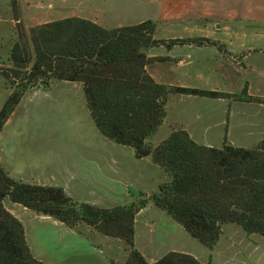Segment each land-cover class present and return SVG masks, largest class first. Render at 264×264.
Wrapping results in <instances>:
<instances>
[{"label":"trees","instance_id":"trees-1","mask_svg":"<svg viewBox=\"0 0 264 264\" xmlns=\"http://www.w3.org/2000/svg\"><path fill=\"white\" fill-rule=\"evenodd\" d=\"M11 1L16 10V0ZM155 31L151 20L107 29L86 18L67 17L19 36L10 54L13 68H0L11 89L0 109V134L27 91L47 88L54 81L78 82L98 131L107 140L131 147L138 159L150 156L170 181L150 198L101 208L74 200L61 187L15 179L0 161V264H46L33 256L23 223L4 207L6 198L70 228L85 224L123 241L127 246L124 264H150L135 247V220L149 203L210 251L227 224L239 226L247 235L264 237V141L249 149L226 142L220 148L208 147L177 129L157 146L149 142L167 117L170 95L231 96L155 82L146 70L152 60L147 49L215 44L206 38L157 40ZM235 97L264 103L247 97L246 91ZM152 264L202 263L190 254L170 252Z\"/></svg>","mask_w":264,"mask_h":264},{"label":"rangeland","instance_id":"rangeland-1","mask_svg":"<svg viewBox=\"0 0 264 264\" xmlns=\"http://www.w3.org/2000/svg\"><path fill=\"white\" fill-rule=\"evenodd\" d=\"M147 1L16 0L15 10L11 0H0V68H13L10 60L12 47L21 34L29 35L30 24L81 17L114 29L153 17L155 11ZM22 13L24 21L21 20ZM78 86L73 82H61L26 94L18 116L0 134L2 158L19 167L24 177L59 184L61 186L57 187H65V193L74 200L99 207L130 205L156 194L161 182L160 169L137 159L131 147L107 140L98 131L86 107L82 87ZM6 97V90L1 89L0 101ZM177 100L174 98L168 103V122L149 140L153 146L170 135V125L186 120L184 104ZM48 141H52L51 145ZM213 143H218L217 138ZM68 157L69 176L61 170H51L56 160ZM148 221H156L158 225L152 241L151 234L147 237L145 234V222ZM27 226L31 245L35 247L37 241L38 251L55 264H124L127 246L121 240L108 238V241L100 242L98 250L94 251L95 256L87 258L84 245H69V237H62L50 223L40 225L31 220ZM136 229V244L147 253L158 251L157 255H163L172 246L193 252L205 250L208 256L212 254L154 205L139 216ZM164 232L170 236L165 237ZM225 233L232 241L227 245L223 241L221 252L215 251L213 264H264V237L252 235L249 242L244 237L246 233L234 224L226 227Z\"/></svg>","mask_w":264,"mask_h":264},{"label":"crops","instance_id":"crops-1","mask_svg":"<svg viewBox=\"0 0 264 264\" xmlns=\"http://www.w3.org/2000/svg\"><path fill=\"white\" fill-rule=\"evenodd\" d=\"M22 3L25 2L22 1ZM147 5L155 11L154 16L138 20L132 25L147 20L155 22V39L169 41L206 38L215 43H181L171 47L165 44L147 49L146 55L152 60L146 66V70L155 82L231 95L230 97L222 98L180 94L170 95L166 109L171 99H178V103L184 104L183 115L186 119H181L170 125V133L173 130L183 129L189 133L196 143L216 148L222 147L226 142L234 147L249 149L264 141V103L254 100H240L235 97L241 96L246 91L247 97L264 100V0H148ZM23 13L21 20L24 21L25 16ZM48 22L52 21L30 24L29 27L32 28ZM122 26L128 25H120L118 27ZM61 82L68 81H54L47 88H51ZM73 83H77L82 87L81 83ZM47 88L31 89L26 94ZM1 89L6 90L7 99L11 89L6 79L0 74ZM6 99L0 101V109ZM21 101L6 122L1 134L12 123L13 119L18 116ZM85 103L87 107L86 99ZM168 117L167 112V117L161 127L166 125ZM222 132H225V134L223 135ZM215 138H217L218 142L216 144L213 143ZM48 142L51 145L52 141ZM15 159H17V156ZM141 160L156 165L150 156L141 158ZM0 161L6 172L15 179L30 184L61 186L59 184L39 182L35 178L28 179L24 177L20 173L19 167L15 166L10 160L2 158L1 155ZM156 166L160 169L158 170L161 179L159 186L162 183L169 182V176L161 167ZM51 170H61L60 172H66L69 176V157L56 160L51 165ZM63 188L65 189V187ZM3 204L7 211L23 223L27 242L33 256L46 264L55 263L38 251L39 243L37 241L35 242V247L31 245L27 226L28 221L34 220L40 225L50 223L62 237L64 235L69 237V245H84L87 258L95 256L94 251L98 250L100 242H106L108 238H111L85 224L70 228L53 217L39 214L18 203H14L9 198H6ZM150 206H153V204L149 203L142 209L135 220V247L150 264L170 252L190 254L202 264H208L209 262L213 264L215 251L221 252L222 247H224L223 241H225V245L232 241L225 233V228L231 225L227 224L223 226V234L213 251H210L212 254H209V256L205 250L193 252L172 246H169L163 255H157L158 251H148L147 253V251H144L136 244V224L139 216ZM145 223L146 237L151 234L152 241L154 240L153 234L158 226L157 222L148 221ZM236 229L240 231L238 228ZM164 234L165 237L170 236V234L165 232ZM251 236L246 234L244 237L250 242ZM86 261L88 262V260Z\"/></svg>","mask_w":264,"mask_h":264}]
</instances>
